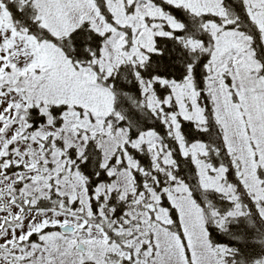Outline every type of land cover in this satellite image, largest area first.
<instances>
[{
  "label": "snow or ice",
  "instance_id": "obj_1",
  "mask_svg": "<svg viewBox=\"0 0 264 264\" xmlns=\"http://www.w3.org/2000/svg\"><path fill=\"white\" fill-rule=\"evenodd\" d=\"M0 264H264V0H0Z\"/></svg>",
  "mask_w": 264,
  "mask_h": 264
}]
</instances>
